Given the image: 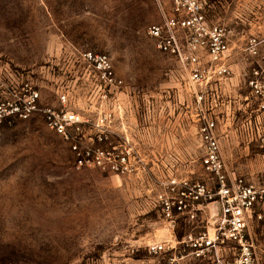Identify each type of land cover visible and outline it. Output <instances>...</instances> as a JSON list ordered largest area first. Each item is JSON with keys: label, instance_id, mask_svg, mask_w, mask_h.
<instances>
[{"label": "rangeland", "instance_id": "374dc122", "mask_svg": "<svg viewBox=\"0 0 264 264\" xmlns=\"http://www.w3.org/2000/svg\"><path fill=\"white\" fill-rule=\"evenodd\" d=\"M160 2L0 0V76L9 66L61 64L85 47L106 51L124 78L143 140L156 145L159 158L172 159L177 172L200 176L191 95L169 75L173 59L146 32L160 19ZM211 15L245 36L264 30V0H217ZM237 55L230 67L241 78L244 95L252 59ZM47 80L39 78L44 87ZM255 106L250 101L246 108ZM226 144L221 152L229 172L243 180L260 178L264 148ZM135 181L95 167L77 168L67 145L39 115L0 123V264H157L145 244L167 230L149 186ZM249 229L264 242L256 219Z\"/></svg>", "mask_w": 264, "mask_h": 264}, {"label": "built area", "instance_id": "2783aa9c", "mask_svg": "<svg viewBox=\"0 0 264 264\" xmlns=\"http://www.w3.org/2000/svg\"><path fill=\"white\" fill-rule=\"evenodd\" d=\"M216 1L163 0L160 19L146 26L155 47L175 63L169 75L191 95L189 119L199 137L203 175L177 172L172 159L159 158L156 145L143 140L124 78L106 51L85 47L61 64L9 66L0 76V123L39 115L77 168L95 167L149 186L167 230L145 244L157 264H264V242L249 229L256 219L264 234V171L256 180L238 178L221 152L223 138L264 148V30L245 36L227 29L211 15ZM238 53L252 59L244 95L230 67ZM250 101L256 106L246 108Z\"/></svg>", "mask_w": 264, "mask_h": 264}, {"label": "crops", "instance_id": "0c3cea01", "mask_svg": "<svg viewBox=\"0 0 264 264\" xmlns=\"http://www.w3.org/2000/svg\"><path fill=\"white\" fill-rule=\"evenodd\" d=\"M224 143L225 144L227 143L225 147H230V148L235 147L234 145H231L230 142H222V144H224ZM222 147H224V146H222Z\"/></svg>", "mask_w": 264, "mask_h": 264}]
</instances>
